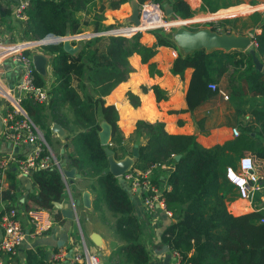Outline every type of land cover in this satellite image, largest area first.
<instances>
[{
    "label": "trees",
    "instance_id": "obj_1",
    "mask_svg": "<svg viewBox=\"0 0 264 264\" xmlns=\"http://www.w3.org/2000/svg\"><path fill=\"white\" fill-rule=\"evenodd\" d=\"M90 0H30L28 21L24 24L29 40L42 39L51 34L56 37L79 35L88 26L78 15L88 11ZM117 10L129 0H101ZM147 0H138L139 4ZM168 3L172 19L189 20L196 12L185 0H154ZM93 18V34H102L118 27H104V10ZM241 0H201L198 12L215 14L220 10L241 5ZM250 6H256L252 1ZM1 17V16H0ZM212 31L228 34L238 32L251 36L256 56L264 62V14L250 15L210 23ZM247 31V34H243ZM154 32V33H153ZM150 32L155 38L152 46L142 43V35L132 37L98 35L91 39L72 42L74 54L64 51L63 43L42 47L51 55L53 76L50 96L45 104L24 101L23 109L42 132L48 142L51 125L55 123L66 133L65 158L67 170L74 169L81 175L85 187L93 195V210L105 222V211L111 214V230L121 243L111 260L116 264H150L149 256L141 242L143 230L126 189L109 172L108 157L100 144L99 120L110 127V142L114 159L132 157L125 146V139L117 125L118 113L114 106L106 105L104 98L116 86L126 82L134 71L129 58L137 55L147 65L150 77L161 76L151 62L159 47L176 51L169 72L183 77L192 70L186 92V111L193 112L218 94L211 91L210 83L226 84L229 99L237 104V115L249 114V121L239 128L237 138L211 148L202 147L195 135H172L160 122L137 121L130 143L137 144V158L132 169L146 171L154 166L169 165L173 169L167 178L169 189L164 192L165 208L173 222L160 235V242L170 253H176L180 264H264V224L259 219L264 213L234 216L227 210V203L237 198L234 187L227 181V168H237L239 159L251 155L264 162V74L254 69L248 52L232 50L198 49L182 53L169 36ZM38 77V84L42 85ZM156 102L167 99L159 87L151 88ZM130 104L136 108L138 98L127 93ZM247 107V108H246ZM245 108V111L244 109ZM243 109V110H242ZM203 122L197 127L201 130ZM145 140L141 143L139 140ZM70 148V149H69ZM175 156H180L175 160ZM38 194L33 201L38 209L54 214V204L66 196V187L58 172L39 171L32 176ZM7 188L0 186V204L16 200V183L8 176ZM10 208H5L0 218ZM102 222V223H103ZM45 254L40 247L24 251L23 264H45ZM110 260V261H111Z\"/></svg>",
    "mask_w": 264,
    "mask_h": 264
},
{
    "label": "crops",
    "instance_id": "obj_2",
    "mask_svg": "<svg viewBox=\"0 0 264 264\" xmlns=\"http://www.w3.org/2000/svg\"><path fill=\"white\" fill-rule=\"evenodd\" d=\"M133 1L134 0H129V2L121 5L119 9L111 10L106 2L103 4L101 0H90L87 4L88 11H83L78 15L88 24L86 28L82 29V33L79 35L87 36L93 32V18L95 15L100 14L102 4L105 7L101 12V15L103 16L102 24L104 27H123L130 25L129 20L132 14ZM185 1L197 14L201 6V0ZM256 1L254 0V2ZM163 6H169V4L163 3ZM1 11L2 10H0V22L4 21L6 18V14ZM249 11L248 6L239 5L226 10H220L213 15L198 17L194 20H196V22H207L219 16L228 15L233 17ZM79 41L81 40L75 42ZM141 41L147 46H152L155 43V38L151 33H144ZM70 44L72 45L71 41ZM179 51L186 54L182 48H179ZM177 54L178 53L171 48L159 47L155 56L151 59V62L156 65V69L161 72V76L154 75L153 77L149 76L147 65L142 64L137 55L131 56L129 58V62L134 71L130 74L126 82L116 86V88H114V90L104 98L106 105H112L117 110V125L125 139L124 144L128 148V151L131 150L132 152L134 146L137 145L128 141L130 138H133L135 124L137 121L163 123L165 131L172 135H195L197 142L204 148L222 145L232 140L234 138L231 133L232 129H239L242 125H245L249 121L248 113L242 117L237 115L236 109L238 104L241 105L240 103L237 104L235 101L230 99L228 101H224L219 95L214 96L193 112L186 111L187 106L185 97L192 70L187 69L182 78L174 76L169 72ZM45 57L47 59L46 74L44 76L40 75L39 78L42 85L45 86L49 84L52 87L53 76L50 65L51 55L46 53ZM3 76L6 82L12 84L16 81L19 75L16 70L9 69ZM218 85H221V83ZM153 86L159 87L160 90L166 94L167 99L156 102L154 94L151 90ZM127 93H131L133 96L138 98L139 105L136 108H134L128 101ZM243 109L245 111V108ZM200 121L203 122L201 130L197 127ZM99 123L100 125L105 124L102 119L99 120ZM54 125L56 124L53 123L51 125V131ZM61 129L62 135L51 132L49 141L51 143L53 142V144L57 146L58 155L61 154L63 159L62 163H64L66 161L65 144L67 143L66 138L68 136L62 127ZM1 132L2 121L0 115V157L8 154L11 150L18 156V158H21L28 153V148H17V150L15 148H11V144L2 138ZM139 141L141 143H145V140L141 139ZM126 158L128 157H124L122 160H125ZM255 162H257L256 171L259 177L264 179V162L256 159ZM171 167L172 166L166 165L164 169L158 168L155 170L154 181L160 189H166L168 175L171 172V169H173ZM64 169L67 170V164ZM75 172L77 173L76 170ZM9 174L13 175L15 179L17 196L14 202L4 201L0 204V214L4 212L3 210L5 208L10 207L17 208L20 213L36 209L37 207L33 201V197L38 194V189L33 178H18L14 172H8V174L5 175L2 184H0L4 189L9 185ZM81 180L82 178L80 175V178H74L72 182L69 179L64 182L66 187V196L61 201L54 204V214L59 213L60 219L58 221L53 219L54 224L50 232L44 237L35 240L27 239L24 246L21 248L18 257L14 258L12 264H23L24 251L28 248L34 249L36 247H40L43 250L45 254V264H48V260L53 252L58 249H64L68 253H83L84 250H87L89 254L104 250L107 255H109L108 259L111 260L113 250H115L116 247L113 250L111 248L110 250L108 249L105 238L101 236V233L97 230L98 228H96L97 225L92 223L90 220L93 215L99 213L93 210V195L85 189V186L82 187ZM71 186H74L73 190H70ZM80 186L83 190L78 188ZM84 193L88 194V207L85 206L82 201ZM73 194L76 199L73 198ZM130 200L134 205L135 214L139 219L144 233L141 238V242L149 256V263L169 264L171 260L170 252H166L164 250L166 245L160 242V235L163 230L173 222V219L166 217L162 212H157L154 219H151L147 216L140 200L135 197L130 198ZM77 207H79V210ZM227 210L234 216H241L250 213H264V190L256 193L250 201H244L238 197L235 198L232 202L227 203ZM75 220L77 222V226ZM113 261L115 263V260Z\"/></svg>",
    "mask_w": 264,
    "mask_h": 264
},
{
    "label": "built area",
    "instance_id": "obj_3",
    "mask_svg": "<svg viewBox=\"0 0 264 264\" xmlns=\"http://www.w3.org/2000/svg\"><path fill=\"white\" fill-rule=\"evenodd\" d=\"M134 1L138 2V0ZM29 7L30 0H13L11 17L13 21L23 27L26 38L13 40L8 37L6 26L0 22L1 134L2 138L11 144V148L16 150L17 148H28V153L21 158H18L12 150L0 157V184H2L8 172H14L18 178L32 177L34 173L39 171L58 172L63 182L67 180L64 175L66 169L62 167L61 154L57 155L53 152L42 132L22 107L24 101L45 104L50 96L51 85L44 86L37 82L38 77L33 65V57L35 55L45 56L46 53L43 52L42 47L53 44L57 40L63 43V40L67 39L65 36L56 37L49 34L42 39L29 40L25 35L24 26L28 21L27 11ZM138 7V26L130 23L128 26L118 27L102 34L90 33L87 36H70L69 40L72 43L78 40L91 39L98 35L129 38L136 34L143 35L160 29L168 31L171 27L177 25L187 26L196 23V20L193 23H184V21L194 20L193 18L189 20L172 19V21H169L161 4L154 0H147L141 4L138 2ZM252 46H254L253 42ZM9 69L16 70L19 75L12 84L6 82L3 76ZM208 88L211 91L217 90V95L224 101L229 100V95L222 91L218 85L210 83ZM231 133L234 138L239 136L236 129H232ZM108 147H113L110 141ZM165 167L166 165L154 166L144 172L131 167L122 176L124 180V186H122L127 190L129 197L140 200L147 216L151 219H154L157 212H162L166 217L172 218L164 203V192L169 187L167 185L166 189H160L154 181L155 170L158 168L164 169ZM225 177L234 187L237 197L241 200L250 201L256 193L264 190V179L259 177L250 155L240 158L236 169L227 168ZM259 222L264 224V217L260 218ZM53 224V216L46 210L33 209L20 213L17 208L10 207L0 218V264H12L27 239L35 240L44 237L50 232ZM170 256L169 264H180V258L176 253H170ZM48 264H99V261L87 250H84L83 253H68L64 249H58L53 252Z\"/></svg>",
    "mask_w": 264,
    "mask_h": 264
},
{
    "label": "water",
    "instance_id": "obj_4",
    "mask_svg": "<svg viewBox=\"0 0 264 264\" xmlns=\"http://www.w3.org/2000/svg\"><path fill=\"white\" fill-rule=\"evenodd\" d=\"M163 9L165 11V14L168 17L172 16V9L170 6H163ZM264 6L257 7L249 12L241 13L236 16L230 17L228 15L219 16L214 19V21L217 20H223V19H231L236 17H243L252 14L253 12L263 10ZM129 22L133 24L134 26L139 25V7L138 2L133 1L132 2V14L130 17ZM195 20L190 21H184V23H193ZM178 35L176 34V38L178 42L180 43V47L182 48L185 53H189L193 50L198 49H205L207 51L209 50H223L224 52H230L232 50H239V51H245L248 52L253 67L256 71L261 72L264 74V65L261 63V61L256 56L255 50L252 48V40L248 35H236L234 33L227 34L225 31H222L221 34L215 32V31H208V30H201L197 32H190V31H181L177 30ZM67 40H63V49L65 52L69 54H74L76 52V48L72 47L70 44V34L67 33L65 35ZM60 40L54 41L53 44L60 43ZM178 48V49H179ZM33 65L35 67V71L37 74L44 76L46 74V65H47V59L43 55H35L33 57ZM52 132L62 135V129L59 125H54L52 127ZM100 144L104 146V152L106 156L108 157L109 162V172L118 180V183L124 186V180L122 179L123 174L131 167H133L134 160L137 158V145L134 146L132 151V158H126L122 161H116L114 159V152L108 147V142L110 141V127L108 124L101 125V131L98 134ZM175 160H179L180 156H175ZM62 167H66V162L62 164ZM64 175L66 176V179H69L71 182L74 178H80V175L75 172L74 169L70 170H64ZM83 204L85 206H89L88 202V194H83ZM164 250L167 252L168 248L165 246Z\"/></svg>",
    "mask_w": 264,
    "mask_h": 264
},
{
    "label": "rangeland",
    "instance_id": "obj_5",
    "mask_svg": "<svg viewBox=\"0 0 264 264\" xmlns=\"http://www.w3.org/2000/svg\"><path fill=\"white\" fill-rule=\"evenodd\" d=\"M250 1H254V0H241V2H242L241 5L248 6L249 10L254 9V8H257V7L264 6V0H260V1H256L255 0L258 3V5H256L255 7L249 5V2ZM12 8H13V0H0V10H2L1 11L2 13H5L6 14L5 15L6 16L5 20L4 21H1V22H3L6 25V27H7V36L8 37H11L13 40H22L23 37H25L24 36V33H23L24 32L23 31V27L19 23L13 21V19L11 17ZM258 12H261V13L264 14V9L263 10H259ZM208 15H211V14H201V13L198 12L193 17V19L198 18V17H206ZM167 19L169 21H172V17H168ZM218 21L219 20H217L216 22H218ZM216 22L215 21H210V22H196V23H193V24H190V25H187V26H183V25L179 26V25H177V26L171 27L168 31L167 30L166 31L165 30L162 31L161 29L160 30H157V31H160V32H157V33L159 35H161V36H169L170 37V40L173 42V44L176 47H180V43L178 42V40L176 38V34L178 35L177 30L190 31V32H197V31H201V30L212 31V28H211V26H209V24L210 23H216ZM233 33L236 34V35H242V34H239L238 32H233ZM243 34H247V31H245ZM218 87L221 88V90L224 91L227 95L229 94V92H227L225 82L222 81L221 82V85H218ZM1 102L2 101L0 100V103ZM236 130L240 134V130L238 128H236ZM48 143L52 147L53 152L58 155V151H57L58 148H57V146L54 145L53 142L51 143L49 140H48ZM130 152H131V150H130ZM247 156H249V155H247ZM126 157L132 158L129 155L126 156ZM250 158L254 161V165H255V168H256L257 167V165H256L257 162H255V159L252 156H250ZM87 184H88V182L83 181L82 182V187L83 186L86 187ZM82 187L80 186L78 188L80 190H83ZM73 189H74V186H71V189L70 190H73ZM72 196H73L74 199H76V197L74 196V194ZM67 197H68V194H67ZM77 208L79 210V207H77ZM105 213L107 214L105 216V222H103L101 220V217L99 216V214L93 215L90 218V220L92 221V223H94V224L97 225L96 228H98L97 230H98V232L101 233V236L105 238V241H106V243L108 245V249L110 250V248H111L113 250L115 247L117 248V246H119V244H121V243L114 237L113 231L111 230V224L114 221L113 218H112V216H111V214L108 213V211H105ZM75 223H76V226H77L76 220H75ZM112 250H111V252H112ZM91 255L95 256L98 259L99 264H115L114 261H110L108 259V256L109 255H107V253L104 250L99 251V252H93Z\"/></svg>",
    "mask_w": 264,
    "mask_h": 264
}]
</instances>
